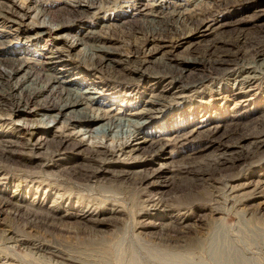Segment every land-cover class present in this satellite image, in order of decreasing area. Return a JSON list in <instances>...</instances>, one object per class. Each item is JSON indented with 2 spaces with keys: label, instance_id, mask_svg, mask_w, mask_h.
I'll use <instances>...</instances> for the list:
<instances>
[{
  "label": "rangeland",
  "instance_id": "1",
  "mask_svg": "<svg viewBox=\"0 0 264 264\" xmlns=\"http://www.w3.org/2000/svg\"><path fill=\"white\" fill-rule=\"evenodd\" d=\"M156 1L0 0L2 110L13 111L27 96L12 88L23 72L8 82L2 73L10 72L23 55L44 51L104 90L93 109H108L124 120L140 121L145 112L150 117L147 126L125 127L139 134L132 143L139 150L108 164L107 172L118 173L112 185H118L121 199L115 202L104 200L97 190L88 194L86 184L68 177H48L51 171L67 176L84 165L88 135L63 130L61 120L40 124L42 117L33 115L31 106L26 115L0 114V144L27 146L19 150L12 145L13 155L0 161V264H264V207L257 208L264 205V147L253 154L250 144L264 129V48L258 58L244 63H252L256 79L245 81V74L238 73L247 66L229 64L219 73L209 63L264 42V0H162L157 9L148 5ZM46 16L49 22H42ZM52 27L56 33L44 34ZM66 40V46L77 44L65 49ZM237 40L246 43L236 48L232 43ZM97 42L105 60L92 67L83 45ZM219 46L223 49L215 50ZM141 73L148 77L140 78ZM178 74L183 80L169 79ZM45 100L54 102V97ZM26 127L33 128L31 136L25 135ZM213 127H219L216 134ZM184 131H193V139L164 142L161 148L167 157L165 174L141 183L140 178L160 169L151 163L158 153H150L153 146L141 138L168 140ZM240 134L246 143L238 153L230 152L229 159L240 156L243 161L235 168L212 166L219 156L215 147L234 148ZM60 137H66V146L54 160H46ZM79 140L84 145L75 148ZM110 140L107 136L99 142L110 146ZM185 170L196 171L198 178ZM112 173L95 182L110 180ZM200 174L207 180L199 181ZM260 180L262 190H241V185ZM234 186L240 189L230 192ZM149 197L162 199L166 207L145 206ZM82 213L94 221L81 220ZM31 246L48 251L35 254Z\"/></svg>",
  "mask_w": 264,
  "mask_h": 264
},
{
  "label": "bare ground",
  "instance_id": "2",
  "mask_svg": "<svg viewBox=\"0 0 264 264\" xmlns=\"http://www.w3.org/2000/svg\"><path fill=\"white\" fill-rule=\"evenodd\" d=\"M141 1L145 2V0H141ZM156 2L157 3L152 2L148 5H150L151 8H153V9H157V7H161L162 0H157ZM178 7H180L179 4H178ZM34 9H33V11H34ZM158 10H159V8H158ZM35 11L37 14L42 13L41 11H38V10H35ZM188 18L182 17V18H180V20L182 19V21L184 23H186L187 21L189 22ZM46 19L49 22V18L47 16L43 18L42 22H46ZM53 28H55V27L49 28L44 34L51 35L52 33L53 34L56 33L53 31ZM39 33H43V31H41ZM4 43L5 42L0 41V45H4ZM63 43L66 46L67 40L63 41ZM97 43L99 44V42H97ZM245 43L246 42L242 43V41L237 40L232 44H234L233 46H235L236 48H240V45L242 47V46H244ZM76 44H77L76 41L71 42V44L69 46H66L65 49L66 48L70 49L73 45L76 46ZM98 44L87 45V46L83 45V47H84L83 52H86L85 53V57H86L85 59L88 60L90 63H92L91 64L92 67L96 66L97 64H102V62L105 60L104 47H102L100 44L99 45ZM262 47L264 48V42L259 43L257 45H253L250 48L245 49V51L244 50L239 51L237 49L236 53H231L229 51H232V50H229V51H227V53L228 52L230 53L229 57L223 58V56L222 57L219 56V60H212V61H209V63L212 64L214 66V68H217V71H219V73L228 70L229 64H234L235 66H238V65L247 66V67L242 66V68L239 67L238 73L239 74L241 73L240 75L245 74L243 76L244 77L243 80H245V81L249 80V79H254V78L256 79L258 77L253 76L254 71L251 68L252 63H250V64H244V63H247L248 61H250L249 57H250V59H252L253 57L258 58L262 54V50H261ZM222 49H223L222 46L215 48V50H219V51H221ZM231 49H233V48H231ZM223 51H225V53H226V50H223ZM46 54L47 53H45L44 51H42V53L40 52V53L35 54V55L32 54L31 55L32 57L37 58L35 61H32L33 58L30 57V55H28V56H26L27 54L23 55L24 57L22 59H20L19 63L16 64V66L14 68L10 69L11 70L10 72L2 73L3 81L5 79L6 82H8L9 80L12 79L13 76L19 75L20 73L23 72L24 74L22 75L20 80H17L15 82V84L12 86V88H13V91L18 92V94L26 93L27 96H26V99H25L23 104H22V102L18 101V103L16 104V107L13 111L7 110L8 112H6L5 110H2L0 108V114L6 115L9 118L12 116H18L21 114L26 115L27 112L25 109H28V107L31 106L33 109V112H32L33 115H38V116L42 117V120H39L40 124H43V123H55V124H57L61 120V128L63 130L71 129V130L75 131L76 135L77 134L88 135V137H89L88 139H90V143H89V145L87 144V146L85 145L86 146V153H85L84 165L80 169L72 170V172L69 173L67 176L60 173V171L58 172V171L54 170L55 172L51 171L50 174H52V175H50L48 177L49 178H51V177L56 178V180L64 178V177H68L70 180H74L75 182H78L80 184L81 183L86 184L85 186H86V191L88 194H94L97 190L98 193H96V194H99L100 196L105 197L104 200L112 198L115 202H118L121 199L120 194H117V192H116L117 191L116 187H118V185L117 184L112 185V183H115L118 180V176H117L118 173H112V171L107 172V171H110L108 169L109 168L108 164H110V162H112V161H117L119 157H130L136 151L139 150V148H138L139 146H137V144H135V145L132 144L133 141L138 140L137 137L139 134H137L133 130L125 129V127H127V126L131 127L132 126L133 128L137 129L138 127L147 126L146 124L148 123V120L150 117L145 112V113L141 114V117L143 116L141 119L142 121L141 120L140 121H138V120L134 121L132 119L124 120L125 118L123 119V117H121L117 114L112 115L108 109L106 111L93 109L92 106L97 103L101 94L104 93V90L100 89V87L97 84H95L94 82L93 83L85 82L86 79L84 80V78L80 77L82 75V73L79 71L78 72H74V70L72 71V69H70L67 66V64H66L67 62L65 60H62L61 57L60 58H52L51 56H47ZM106 60H110V61L114 62V60H112L110 58H107ZM239 62H240V64H239ZM192 64L193 63H191L190 65H192ZM262 65H264V59L262 60V63L260 64V66H262ZM54 68H57V70L54 71ZM145 76L148 77L146 74H142V73L139 74L140 78L145 77ZM183 76L184 75H182V74H178V76L176 78L170 77L169 79L172 81L176 80L178 82L180 80H183L182 79V78H184ZM4 84L5 83H3V85H2V83H0V87L4 86ZM240 85H241V83H240ZM1 93L2 94L4 93L2 88L0 89V94ZM52 97H54V102L51 101L52 104H50L51 102L47 103V100H45V99H51ZM156 98H158V96ZM58 99H59V101L55 102ZM41 101H42V103H41ZM151 104H153V103H151ZM0 106H1V104H0ZM0 118H2V117L0 116ZM262 125H264V122L262 123ZM157 130H158V128H157ZM218 130H219V127H213V128H211L210 131H212V134H216L218 132ZM163 131H165V130H163ZM176 131H178V130H176ZM193 131H184L183 133L175 135V136L172 134L173 137H171L168 140H165L164 138L159 137L160 139H156V141H154V142H152L154 140L153 138L148 140L145 136L142 137L141 138L142 143H150L153 146L150 153H152V154L158 153L156 157H153L151 163H152V165H154V164L158 165L159 164L160 169H155L150 174H147L143 178H140L139 180L141 181V183L142 182L147 183V182H150L153 180L155 181L157 179L159 180L161 178V176L165 174V171L162 168V166H167V164L163 163L165 161V159H167V157L163 153V151L161 150L162 146H164V142H166V143L167 142L168 143L173 142L174 143V142L179 141V143H180V141L183 139H193V137H194ZM24 132H25V135L27 134V135L31 136V134L34 131H33V128L26 127ZM161 132L162 131H157V133H161ZM154 134H156V133H154ZM107 136L110 137V139H111L110 140V143H111L110 146H106V144H102L101 141L99 142V140H102L103 138H106ZM162 136H165V134ZM224 136H225V134H224ZM66 141H67L66 137H64V138L60 137L59 140L57 141V145H54L53 147L50 148V150L46 156V160H48V159L54 160L55 156L57 154H59L60 152H62L61 147H64V145L66 146V144H67ZM129 141H131V142H129ZM244 143H246V138L240 134V135H238V137L236 139V143L233 144V145H235L234 148H228V146H226V145L219 144V146L221 145L222 148L215 147V149H217L216 151L217 152L219 151L218 152L219 156L214 159V163L212 164V166L214 165L215 168H219V167L227 166L228 164H230V166L232 168H235L236 165L238 163L242 162L243 160L240 156L235 157L234 159H229V155L232 154L230 152L238 153V151H240L244 147V145H245ZM169 144L171 145V143H169ZM250 144L252 145V147L254 149L253 154H256L257 151H259L261 148L264 147V129L259 131V133L255 137V139L251 140ZM12 145L15 146L16 149L18 148L19 150L27 147L26 145L19 144V143L17 145H14L11 142L1 143L0 144V152H1L0 161L3 159L4 160L8 159V155H10L11 153H14L13 152L14 149L13 150L11 149ZM83 145H84L83 141L79 140L74 145V147L78 148V147H82ZM23 146H25V147H23ZM11 155H13V154H11ZM160 159H161V161H158ZM184 172L187 173L188 175H190L191 178L193 176H195V178H198V176H199V174L193 170H187V171L185 170ZM104 173H112L110 175L111 179L110 180L104 179L100 183L95 182V181L100 180L99 178L101 176H104ZM127 174H129V173L127 172ZM125 175H126V173L122 174V176H125ZM120 178H124V177H120ZM200 178L201 179H199V181L200 180L201 181L207 180L206 178H204L203 174H200ZM191 180H193V179H191ZM194 180H196V179H194ZM92 181H94V183H92ZM261 184H263V182L260 180L258 183H252V184L246 183L244 185H241L240 187H241L242 191L248 190L249 189L248 187H253V190H262L263 188H261ZM133 185H135V184L133 183ZM223 187H225V185ZM240 187H235V186L230 187V192H233L234 189L238 190V189H240ZM260 192H262V191H260ZM238 196H240V195H238ZM151 197L147 198V200L144 202L145 206H148L149 208L152 207V209H154V208L159 209L160 207H163L167 204V203L163 202L162 199H152ZM230 201L233 203L231 207H234V205L236 203L234 201H232L231 199H230ZM241 202L242 201H240V203ZM162 204H165V205H162ZM7 206H10V205L8 204ZM263 207H264V205L258 206L257 208L261 209ZM220 210H221V208H220ZM213 212H214V210H213ZM221 213H222V211H221ZM87 214L88 213L80 214V219L81 220L86 219V220L94 221ZM64 215L65 214L62 215L61 220L63 219ZM52 221H55L56 223L59 222V221L53 220V219H52ZM52 221H50V222L54 223ZM103 221H105V220H103ZM43 222H44L43 224L48 223V220H45ZM96 223L98 224V221ZM42 245H44V244H42ZM29 249L35 254L45 253L46 251H48V249H45L44 247H41V246H31V247H29Z\"/></svg>",
  "mask_w": 264,
  "mask_h": 264
}]
</instances>
